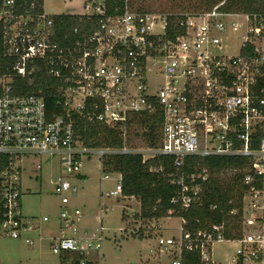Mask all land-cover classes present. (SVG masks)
<instances>
[{
    "label": "built area",
    "instance_id": "1",
    "mask_svg": "<svg viewBox=\"0 0 264 264\" xmlns=\"http://www.w3.org/2000/svg\"><path fill=\"white\" fill-rule=\"evenodd\" d=\"M124 1L121 12L110 14L105 0H84L80 13H67L84 26L59 35L43 0H0V237L34 244L29 234L40 220L22 212L21 170L39 171L32 160L41 155L59 156L64 167L53 180L60 209L55 234L47 238L55 264H75L69 253L84 256L78 264H88L94 251L101 260L94 241L102 231L78 236L80 212L69 207L77 194L69 177H82L83 158L97 157L102 168L112 155L138 154L142 162L166 157L176 186L171 202L188 208L201 202L209 177L198 164L183 170L189 157L241 156L248 165L237 230L232 208L220 223L194 232L181 227L179 239L160 236L157 242L174 247L171 264H182V249L196 252L203 264H264V186L257 183L264 179V135L257 148L251 144L257 130L264 133V18L225 11L221 2L187 16L184 33L168 39L164 14L140 12ZM229 18L246 21L236 54L222 52V34L242 25ZM40 67L58 81L54 94L43 88L21 94L19 81L33 85ZM156 110L162 118L156 142L141 136V146L131 145L133 118ZM80 122L114 129L121 146L86 145L76 132ZM163 170V164L150 168ZM111 173L118 177L105 196L122 197L120 173L104 172L100 179ZM217 242L235 244L225 263L213 257Z\"/></svg>",
    "mask_w": 264,
    "mask_h": 264
},
{
    "label": "rangeland",
    "instance_id": "2",
    "mask_svg": "<svg viewBox=\"0 0 264 264\" xmlns=\"http://www.w3.org/2000/svg\"><path fill=\"white\" fill-rule=\"evenodd\" d=\"M84 0H43V9L48 15L80 13ZM182 0H138L133 4L134 9L142 6L145 9L159 12H179L187 9L189 12L203 11L200 4L195 3L191 8L184 7ZM205 12V11H204ZM202 13V12H201ZM200 14V13H198ZM242 24L233 32L231 29L222 34V52L236 54L244 30V19L229 18ZM157 62V61H156ZM131 131V145L143 142L142 129L133 125ZM141 138V139H140ZM34 165H40L39 171L32 172L27 167L21 170L22 212L25 216H37L40 220L38 230L29 235L34 238L32 246L23 239L0 237V264H55L57 256L51 253L48 235L56 231L57 215L59 213V199L53 194V180L64 171L59 164V156L41 155L32 160ZM82 177L70 176L69 181L77 187V194L70 198V208L80 212L77 235L89 237L100 235L99 244L101 260L99 264H171L174 247L162 248L157 239H179L181 236V219L178 217L163 218L162 220L144 221L135 218L139 212V202L134 197L105 196L114 189L118 177L116 173L109 174V178L101 180L104 175L97 157L83 158L78 171ZM220 178L225 181L231 177L230 173H221ZM234 192V191H233ZM236 194V192H234ZM233 193V194H234ZM234 198H237L235 196ZM233 200V199H232ZM234 201V200H233ZM134 214V215H133ZM48 216V221H42ZM233 220V219H232ZM231 220V224L234 222ZM145 237L140 239L139 234ZM47 235V236H46ZM235 244L217 242L213 244V257L226 262Z\"/></svg>",
    "mask_w": 264,
    "mask_h": 264
},
{
    "label": "trees",
    "instance_id": "3",
    "mask_svg": "<svg viewBox=\"0 0 264 264\" xmlns=\"http://www.w3.org/2000/svg\"><path fill=\"white\" fill-rule=\"evenodd\" d=\"M138 0H128L130 7ZM222 3L219 6L225 11L241 12L249 15L251 18L256 15L257 21L264 18V0H182V4H186L187 8L195 3L200 4L203 11L189 12L182 9L179 12H159L166 16V32L165 37L174 39L184 33V22L189 15L210 10L213 6ZM124 0H105L107 12L117 14L123 10ZM140 12H154L139 6L136 8ZM54 23V29L57 34L62 35L69 31L71 27L84 25L78 21L79 16L76 14H58L51 15ZM33 85L27 84L25 81H19L18 85H22L21 94H28L33 90L44 89L45 94H54L55 86L58 81L48 75L44 67L36 69V73L32 77ZM161 113L156 110L153 114L136 115L133 118L135 125L140 128H146L141 135L145 141L153 144L157 140V128L161 124ZM77 135L85 142L86 145L92 146H121V140L118 133L114 129L104 127L99 123L80 122L76 127ZM264 135L257 130L253 140L252 148H257L259 140ZM164 165L162 172L150 171L151 167ZM195 164L205 167L209 173L208 180L205 183L202 200L200 203H193L188 208H183L179 203H172L171 199L175 196L176 186L171 183L168 173L173 169L169 165V159L164 157H155L142 162L141 155H112L105 158L102 162L103 172H118L121 174V195L122 197H134L139 202V212L135 214V218L144 221H158L163 218L178 217L182 220L181 227L183 232H194L199 228H205L213 223H220L226 219L227 213L232 209H237V214L232 224V228H238L239 215L241 213V181L247 168L248 160L241 156H208V157H189L183 170H191ZM230 173L231 177L223 181L220 178L221 173ZM257 183L264 186V179L258 178ZM236 192V194L234 192ZM237 198H234V194ZM234 200L229 203V200ZM224 235L229 236L230 231L224 230ZM140 239L145 236L140 233ZM68 256L73 259L75 264L84 258L78 253H69ZM182 264H203L196 252L181 251ZM98 252L90 253L88 264H98Z\"/></svg>",
    "mask_w": 264,
    "mask_h": 264
},
{
    "label": "crops",
    "instance_id": "4",
    "mask_svg": "<svg viewBox=\"0 0 264 264\" xmlns=\"http://www.w3.org/2000/svg\"><path fill=\"white\" fill-rule=\"evenodd\" d=\"M162 220V219H161ZM53 234H55V233H53ZM47 236V235H46ZM49 236V235H48Z\"/></svg>",
    "mask_w": 264,
    "mask_h": 264
}]
</instances>
